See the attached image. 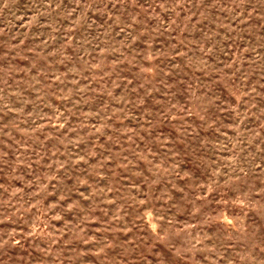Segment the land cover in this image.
Segmentation results:
<instances>
[{"label": "rangeland", "instance_id": "1", "mask_svg": "<svg viewBox=\"0 0 264 264\" xmlns=\"http://www.w3.org/2000/svg\"><path fill=\"white\" fill-rule=\"evenodd\" d=\"M0 264H264V0H0Z\"/></svg>", "mask_w": 264, "mask_h": 264}]
</instances>
